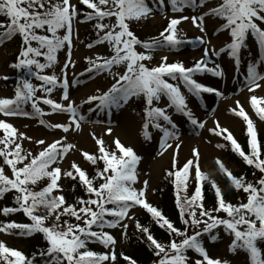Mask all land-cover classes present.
Masks as SVG:
<instances>
[{"label":"snow or ice","instance_id":"6c2138e0","mask_svg":"<svg viewBox=\"0 0 264 264\" xmlns=\"http://www.w3.org/2000/svg\"><path fill=\"white\" fill-rule=\"evenodd\" d=\"M198 2L200 7H204L209 0ZM79 3L90 10L83 12V19H80L81 11L77 4L71 0H0V17L7 18L6 23L0 22V29L3 30L0 31V44L11 40L17 34L21 38L17 61L10 66L24 69L29 77L34 76L42 82L37 86L33 85L30 79H22L15 88L14 98H0V114L4 117L36 116L39 117V124L50 129H60L65 134L73 125L75 130L81 128L85 116L81 114V106L70 99L69 89L82 81H70L67 77L68 67L75 65V61L71 59L73 39L78 36L75 23L95 21L93 29L97 33V39L94 43H107L112 53L108 57H86V72L89 75L94 72H111L114 66H124L122 74L115 73L117 78L107 91L97 89L96 93L89 95L82 104L96 103V109L103 111L119 109L133 98H142L144 107L141 135L146 141H151L150 129L161 133L158 156L174 147L178 157L182 147L181 142H176L180 133L176 130L177 125L169 109L182 113L194 128L206 127L205 122L189 108L180 85L196 97L204 93L222 97L223 92L219 88L198 82L195 77L198 74L210 73L214 77L223 78L225 70L212 60V57H218L222 53H226L234 61L236 71H240L242 53L248 47L249 34L254 37L260 55L254 61L248 62L241 83L249 93L264 86V71H259L257 67L264 65V0H220L217 6L191 17L183 13L187 8H196L197 0H79ZM169 8L172 16L168 15ZM156 11L169 19L168 26L158 36L141 40L131 30V24L154 18ZM210 16L219 17L223 21L216 33L227 31L230 37V41L218 50L205 35V20ZM188 20H191L201 33L195 38L203 46L200 59L194 61L191 67H186L180 61L168 63V57L161 56L157 66L149 67L145 61H151L155 51H172L185 43L178 26L182 21ZM86 46L91 49L93 43ZM137 48L143 51H137ZM64 49L67 50V58L60 74H43L45 69L54 68L58 63L57 53ZM38 57H43L44 62ZM80 75L84 76L85 73ZM0 78L9 79L8 76ZM56 89L63 90L60 95L61 102L51 98ZM37 90L45 95L37 97ZM162 97L167 98L164 107L158 106ZM41 100L50 107V112H45L40 107ZM29 102L31 112L26 111L24 107ZM250 102L259 118L264 120V97L258 98L253 94ZM235 103L237 107L230 111L246 122L250 151L246 152L233 133L218 120L209 131L230 142L231 150L238 154L246 165L254 166L264 174V145L258 139L256 126L240 101ZM93 110L89 107V111ZM54 113L67 114L68 123H50L44 119ZM0 129L4 132V136L0 138V158L3 159V164L0 165V199L8 193H14L13 199L17 205L5 206L0 212L5 216L23 212L31 221L0 222V232L22 237H32L39 233L47 244L46 249H39L38 253L34 252L29 258L22 251L8 247L0 241V264H37V256L42 264H116L117 254L114 249L117 240L105 229L122 228L126 237L128 224L124 221L132 219L130 210L135 206H141L150 213L154 222L161 229H166L170 237L180 238L179 241L173 238L167 244L159 242L147 226L137 221V230L145 234L158 258L153 264H190V257L187 255L189 250L202 257L206 264H231L229 260L210 258L204 246L205 235L211 242H215L219 239L217 230L221 227L233 237L229 245L231 253L243 250L248 256L246 264H264V250L259 246L264 243V175L255 183L248 182L243 175L234 176L217 158L216 163L220 171L228 177L235 190H242L247 195V201L231 203L216 182L210 181L215 203L207 207L202 183L209 181V174L201 171L198 148L192 149L193 158L182 166L178 165L174 157L172 168L175 171L166 170V175L169 178L174 177L172 182L175 186L176 206L184 226L178 228L161 210L146 201L148 180L143 181V187H135L139 176L137 165L142 158L133 147L125 146L118 138L113 142L119 155L116 150H109L105 141L96 138L93 133L99 146V156L86 151L82 152V155L93 165L102 160L104 167L102 170L97 168L95 175L89 177L76 162H72L71 170L68 171H63L59 166L70 150L76 148V145L66 142V136L50 144L44 139L35 141L42 150L33 154L22 147V141L31 140V137L18 132L4 119H0ZM106 132L111 134L112 129L107 128ZM216 147L223 149L228 147V144L218 143ZM5 166L11 169V177L5 173ZM190 170L194 171V190L188 195L187 189L191 186ZM62 177L78 180L88 198L76 197L75 203H68L62 194ZM43 180H47V184L39 191L34 190ZM97 180L102 181L98 186ZM40 208L44 209L45 214H37ZM220 213L226 216L221 217ZM49 220L53 222L49 224ZM189 230H192L191 235ZM91 242L99 243L110 251H94L88 247ZM120 256L130 264H137L136 260L124 253H120ZM203 261L197 259L195 264H203Z\"/></svg>","mask_w":264,"mask_h":264},{"label":"rangeland","instance_id":"374dc122","mask_svg":"<svg viewBox=\"0 0 264 264\" xmlns=\"http://www.w3.org/2000/svg\"><path fill=\"white\" fill-rule=\"evenodd\" d=\"M216 0H214L215 2ZM72 3L78 4L79 0H71ZM214 2H208L204 7L199 6L197 0L196 8H187L184 11V15L189 17L198 14V12L207 11L209 8L214 7ZM168 15L173 14L170 8L167 9ZM177 17L179 14H176ZM169 23V19L159 11L154 13V18H148L139 22L138 31L139 35L145 37H156L161 31H163ZM221 24L214 21L210 16L205 20L206 33L205 35L210 38L211 45L217 50L223 47L230 41L227 31L216 33V29ZM264 26V25H262ZM75 29L78 30V36L73 39V49L71 53V59L75 61L74 66H69L67 69V77L71 80L82 81L77 85L70 87V99H72L77 105H80L81 114L85 116V120L81 122V128L75 130L73 125L72 129L65 134L60 129H50L44 125L39 124V117H4L0 114V119L6 120L11 123L18 132H23L26 136L31 137V140H23L22 146L26 147L30 151L39 152L42 150L41 146L35 143V141L44 139L48 144L52 143L56 139H63L67 137L68 143L76 145V148L70 150L66 158L61 161L60 167L63 171L71 170L72 162H76L81 168H86L84 157L82 152L88 153L96 152L99 148L96 143V138L103 139L105 145L109 150H116L114 140L118 138L125 146H131L136 153L142 158L137 165V171L139 173L138 181L135 185L137 189L143 187V181L148 180V187L146 190V201L153 199L154 190L160 187L161 181L166 174V170L173 169L174 157L177 159L178 165L182 166L186 161L193 158L192 149L198 148L200 153L199 165L202 172L208 171L214 162V159H221L226 167H233V163L229 162L225 157L222 149L216 147L218 143H222L224 140L221 136L212 134L209 129L215 126L214 122L218 120L223 127L228 128L236 139L239 138L241 132L247 128L246 122L241 118L234 115L230 109L236 106V101H240L241 105L253 120L257 132L264 130V120H261L256 114L255 109L250 102L251 95H256L258 98L264 97V86L254 90L253 93H249L247 89L242 85L240 78L241 74L235 72L233 60L228 57L226 53H222L218 57H212L214 63H219L225 70V76L223 78H217L210 73L198 74L195 77L198 82L205 83L209 86L219 88L223 92L222 97H215L214 94H201L200 97L193 96L187 92V89L181 84V91L187 99L189 108L194 114L203 122L206 127L203 129L194 128V126L187 120L182 113H177L174 109H169V113L172 116L173 121L176 123V130L180 133V136L176 142H181L182 147L179 150V155L176 157V150L173 147L169 149L163 155L158 156L159 149V137L161 133L158 130L150 129L152 132L151 141H146L141 135L142 120L138 119L136 114L133 113L130 103L119 109L111 110H98L96 109V103L92 105L82 104V101L86 100L89 95L95 94L97 89L101 91H107L117 78L115 73L122 74L124 66H114L111 72L105 73H92L88 74L86 69L88 68V58H95L99 55L101 57H108L112 55L108 45L96 46L87 48L82 43L83 27L81 23H75ZM181 36L190 42L189 45L183 46V48H176L172 51L164 50L154 52L151 61H145L149 67L156 66L160 63L161 56H167L168 63L183 62L186 67H191L193 62L199 60L203 54V46L195 40L200 36L199 29L196 28L191 20L182 21L178 26ZM213 33H216L213 35ZM63 34V31L60 33ZM250 40H248V46L253 52V61L260 55V50L255 42L254 37L250 34ZM18 51V47L14 39L5 41L0 44V77L8 76L12 74L7 69V62L12 57L11 55ZM66 49L59 55V67L55 71L58 75L60 69L63 67L66 57ZM137 51H143L141 48H137ZM213 66V65H209ZM259 71H264V65H258ZM84 72L85 75L81 76L80 73ZM53 73V72H52ZM10 78V77H9ZM14 79L4 80L0 78V98H14L15 89L11 88L10 82ZM174 83L173 81H169ZM41 83H39L40 85ZM35 85V84H33ZM62 89H56L51 94V98L60 101V95ZM37 97H43L45 94L38 90ZM167 104V98L162 97L161 103L158 106L164 107ZM39 105L45 112H50V107L43 104L42 100L39 101ZM25 110L31 112L32 108L30 104H26ZM89 107L94 109L89 111ZM44 119L50 123H68V115L61 113H54L49 116H45ZM107 128L112 129V133L106 132ZM20 142V141H18ZM46 146V145H45ZM117 155H119L118 150ZM8 168V167H7ZM6 168V169H7ZM8 172V170H6ZM66 178L62 177L60 183L62 188L66 182ZM190 182L194 185V171L190 170ZM142 211L141 206H135L130 210V215L136 216ZM1 219V217H0ZM131 219H126L124 223H129ZM109 231L117 240V244L114 250L125 247L123 239L122 228L117 229H105ZM233 237L225 231H221L219 239L215 242L206 243V251L210 258L229 260L231 264H246L248 260L247 253L243 250H238L233 254L229 251V245L231 244ZM0 241H3L8 247L15 248L17 250L26 251V248L30 245V239L19 235H9L0 232ZM94 248L100 252L110 251L105 249L101 244L95 242ZM199 259H203L199 256Z\"/></svg>","mask_w":264,"mask_h":264},{"label":"trees","instance_id":"16d2710c","mask_svg":"<svg viewBox=\"0 0 264 264\" xmlns=\"http://www.w3.org/2000/svg\"><path fill=\"white\" fill-rule=\"evenodd\" d=\"M219 2H220V0L218 2L216 1L217 4ZM217 4H216V6H217ZM77 6L81 11L80 19H83V12L90 11V10L87 9L86 6L81 4V3H78ZM214 18L218 22L223 23V21L219 17H214ZM0 22L6 23L7 18L0 17ZM105 22H107V21H105ZM94 23H95V21L81 23L84 27L82 40H83V43L85 45H87L88 43H93V45H95L94 41L97 39V33L93 29ZM137 24L138 23L133 22L131 24V30L139 38L144 39L143 35H139L138 31L136 32V30L138 28ZM138 29H140V27ZM0 31H3V30L0 29ZM15 40H16V45L18 46V48L20 50L21 38L19 37L18 34L16 35ZM182 45L179 48H181ZM34 46H35V44H34ZM158 51H160V50H158ZM247 51L248 50L245 49L242 53V58H243L242 64L244 67H247L248 62L250 61L249 60V54L246 53ZM59 52L57 53V59H58L59 54H60ZM18 55H19V51L15 52L14 54H12V57L7 62V69L10 70L12 73V74H9V76H10L9 79H11V78L14 79L13 82L12 81L10 82V84L12 86L11 88L15 89L17 84L19 83V81H21L22 79H30L32 84L37 85L36 84L37 81H36L35 77L34 76L29 77L26 70L15 69V68H12L10 66L12 63L17 61ZM38 59L41 62H44L43 57H38ZM57 64L54 66V68L45 69L43 74L47 75L51 71L55 70L57 68ZM33 71H35L34 68H33ZM32 80H35V81H32ZM130 103H131L132 110L141 119H143V107H144L143 99L142 98H139V99L133 98V100L130 101ZM3 136H4V132H3V130L0 129V138H2ZM258 139L260 140L262 145H264V130H262L258 133ZM248 140H249V137L246 134V129H244L239 136L238 142L241 144V146L245 149L246 152L250 151L249 146H248ZM222 143L228 144V147L222 149L224 152V156H226L227 159L230 162H232L234 164V166L237 168V169H234L233 167L229 168V170L233 173L234 176L240 177L241 175H243L248 182L255 183L256 181H258L261 178L262 175H264L259 170L255 169L254 166L246 165L245 162L243 161V159L238 154H236L235 152H233L231 150L230 142L223 141ZM23 149L25 151H28L24 147H23ZM31 152L33 154L39 153V152H34V151H31ZM90 154L99 156V151L97 150L96 152H92ZM216 160L217 159H214V162L212 163V166L210 167V169L208 171H205V173L209 174V181H204L202 183V188H203L204 195H205L206 206L211 207L215 203L214 190H212V188H211L210 181L216 182V184L222 189L226 199L228 201H230L231 203L239 204L241 202H246L247 201V195L242 190L237 191L230 185V181H229L228 177L220 171L219 165L216 163ZM84 161L86 163V168L83 170L86 171V173L88 174L89 177H92L95 175L97 168L102 170L104 167V163L102 160H98L96 165H93L90 162L86 161L85 158H84ZM2 164H3V159L0 158V165H2ZM6 168H7V166H5V173L11 177V169L10 168L6 169ZM6 170H8V172H6ZM170 170L175 171V169H170ZM173 180H174V177L169 178L165 174V176L163 177V179L161 181L160 187H158L154 190V198L148 202L151 205L157 207L159 210H161L163 212V214L175 224L176 227L183 228L184 226H183V224L179 218V210L176 206V194H175V186L172 182ZM47 182H48L47 180L41 181L37 186H35L34 190H36V191L41 190L47 184ZM100 182H102V181L97 180L96 186H98V184ZM62 189H63L62 194L66 197V200L68 203H75L76 197H83L85 199L88 198V194L85 192L84 188L80 185L78 180L74 181L70 178H67V181H66V183ZM193 190H194V185H191L187 189L188 195H191ZM55 194H61V193H55ZM13 196H14V193H8L5 195V197L3 199H0V209H2L5 206L17 207V205L14 202ZM37 214H45L44 209L40 208ZM0 215H1V222L15 221L18 223H31V221L23 214V212L12 213V214H9L8 216H5V215H3L2 212H0ZM220 215H221V217L226 216V214H224V213H220ZM137 221H139V223L141 225L147 226L150 229L151 234L159 242L167 244L173 238L177 239V241H179V239H180L178 237H170L168 232L166 231V229H161L154 222L153 218L151 217V214L148 213L145 209H142L141 213L138 214L137 216H133L130 223H128V228L126 230L127 235H126V237H125V235H123L125 247L119 248L115 251L117 254L116 264H130L129 261L124 260L120 256V253H124L125 255L136 260L137 264H153L154 261L158 260V258L155 256V254L152 250L153 246H151L150 242L147 241L145 234L142 231L137 230V228H136V222ZM52 222H53L52 220L48 221L49 224ZM73 222H75V221L73 220ZM222 228L223 227H221L217 231L219 232ZM191 234H192V230H189V235H191ZM25 238L30 239V245L26 248V251H23V250H20V251H22L29 258H31L32 254L34 252L38 253L39 249H46L47 248V244L44 241L42 234L37 233L32 237H25ZM208 241H210V240L207 238V235H205L204 244ZM91 244H93V243L92 242L89 243L90 247H92ZM259 246L262 248V250H264V243H261ZM193 254H194V251H192V250H189L187 253V255L190 257V264H195V261L197 260L196 258H194ZM37 264H42V261L40 260L39 256H37ZM203 264H205V263H203Z\"/></svg>","mask_w":264,"mask_h":264}]
</instances>
